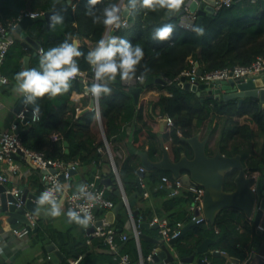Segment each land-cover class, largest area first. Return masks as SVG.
Masks as SVG:
<instances>
[{
    "label": "trees",
    "instance_id": "trees-1",
    "mask_svg": "<svg viewBox=\"0 0 264 264\" xmlns=\"http://www.w3.org/2000/svg\"><path fill=\"white\" fill-rule=\"evenodd\" d=\"M118 1L103 0V4L96 7L117 4ZM57 3H59L57 0H0V20L6 25L23 11L44 12ZM87 6L88 0H71L69 4L59 7V10L66 8V11L62 12L63 24L51 29L43 19L32 20L27 25V33L40 43L45 52L66 39L69 42H72L74 37L90 39L91 45L85 42L79 45L84 56L76 58L80 70L87 78L86 84L89 88L95 82V78L85 56L88 51L95 48L97 41L104 37L107 28L103 24L92 22V17L85 14ZM180 11L170 15L164 9L153 12L137 6L135 12L121 15L127 17L129 25L114 30L118 37L128 39L134 46H140L144 51L136 75L139 76L146 65L150 71L144 81L143 90L155 88L161 91L153 105L159 107L161 115L170 116L173 120L165 137L169 139V149L173 152L174 159H178L181 153L188 157L192 156L190 145L182 140L181 136L193 135L207 121L206 134L215 136L214 148L219 147L227 156L240 154L247 173L260 170L264 175V109L259 108L258 100L252 96H245L241 102L237 98L223 102L217 99L201 100L195 92L181 86L178 78L182 70L190 68L196 62L202 72H207L249 64L258 56H264V0H234L229 5H222L213 15L204 16L201 26L196 24L193 26L201 27L203 35H197L192 30L193 27L187 29L179 25ZM164 24L174 25L171 37L165 41H154L152 39L154 29ZM39 53L33 55V48H24L15 37L2 64V72L7 76L8 82H16L15 74L24 69L25 54L30 55V68H38ZM81 77L78 75L71 81V88L64 95L52 99L47 95L38 98L41 109L39 119L27 123L19 135L25 146L43 151L47 157L62 160L64 163L77 162L78 166L95 167L108 154L105 142L99 135V130L95 129V123L93 124L96 108L79 113L78 103L71 98L72 92L83 91ZM156 77H162L166 82L156 81ZM135 84L141 85L138 80ZM109 86L112 93L98 98V112L119 177L126 191L131 192L137 186L135 176L140 157L137 152L130 150L122 158L118 157L117 153L123 151L120 143L127 135L126 127H123L122 123L135 118V122L132 121L130 124L134 137L132 142L138 150L147 144V154L151 160L157 159L156 134L147 127H142L145 126L142 109H135L136 104L129 90L131 85L121 81L118 75L115 82ZM87 98L88 96L82 97L83 103H86ZM239 117H243V121H240ZM136 121L142 122L140 128L136 126ZM52 135H56V138L53 139ZM64 140L68 142V152L65 151ZM214 148L206 146V154L211 155ZM260 163H263L262 168ZM92 170H87L91 173L88 179L92 178L96 169ZM236 172L237 169H231L225 174L224 189L234 188L233 178ZM163 175L172 176L169 170L151 169L150 177L155 188ZM29 183L31 188L36 187L37 193L42 192L44 185L39 176L31 178ZM105 191L107 195L111 193L106 189ZM155 191L165 190L156 188ZM192 197V194L185 197L177 194L164 204L165 208L176 205L175 211L168 214L171 228L176 227L178 221L186 223L190 220L186 201H191ZM106 211L105 208H98L96 213L103 216ZM149 215L145 210L138 209L132 216L135 220L141 217L140 220L143 221L149 219ZM238 226L242 231L238 230ZM139 229L143 230L142 227ZM206 237L215 239L210 245V251L202 254L209 257L211 264H222L226 260L222 253L214 254L215 249L224 250L243 260L252 250L257 249L262 238L253 222L247 219L242 211L224 208L216 215L214 224L208 221L193 224L178 237L173 246L179 257L187 256L194 253L196 246ZM96 239L97 237H90L91 243L80 252L83 256L80 261L84 260V253L90 246L97 244ZM98 242L103 243L101 240ZM120 242L123 243L121 250L127 251L131 258L136 260L138 247L135 238L128 236L126 240H120L119 244ZM145 244L149 245L144 249L146 256L151 246L147 241ZM67 257L61 264L68 263Z\"/></svg>",
    "mask_w": 264,
    "mask_h": 264
},
{
    "label": "water",
    "instance_id": "water-1",
    "mask_svg": "<svg viewBox=\"0 0 264 264\" xmlns=\"http://www.w3.org/2000/svg\"><path fill=\"white\" fill-rule=\"evenodd\" d=\"M188 0H184L186 2ZM215 0H190L189 9L195 11L197 14L196 26H201L204 16H211L215 13L214 10ZM71 0H63L51 9L45 10L42 14L30 17L28 15L22 16L18 22L13 26V31L15 37L20 40L21 45L24 48L34 47L36 51L33 54H37V50L40 47V43L33 39L30 35L26 33V27L28 23L32 20L43 19L49 26V17L52 15L53 11H58L59 7L62 5L69 4ZM127 5V0H126ZM128 12L125 11L122 14L125 15ZM46 24V25H47ZM111 31L110 33H113ZM30 55L25 54L23 56L24 69L29 68ZM197 64V62H196ZM93 72V71H91ZM202 71L198 67L197 73L200 74ZM156 81L166 82L162 77H156ZM143 83L138 86H131L130 93L133 97L135 104L138 103L139 95L143 90ZM179 84L184 86L186 89H190L195 92L201 100L204 99H217L219 102L228 101L232 98H237L239 102L243 100L245 96H252L258 100L259 108L264 109V73L255 76L248 77L246 79H233L229 77L228 79H216L209 82H199L192 83L185 81V76H180ZM98 108V99L91 98L89 106L84 107L79 110V113L84 112L91 108ZM14 112L20 117L13 121L15 128L13 131L15 133H20L23 129V125L29 121V117L32 115V108L28 105L25 106L23 103V96L18 99L14 106ZM167 121V115H163L159 118L161 131L164 129ZM104 141L108 144L104 132ZM181 139L186 141L191 149L192 156L188 157L186 154L181 153L180 157L176 160L170 158L167 149L165 148L162 141H160L161 148V158L156 161L151 160L148 154L144 150L134 149L140 157V167L136 170V182L138 184V190L126 195L125 202L121 196L123 188L118 174L116 173L117 187L115 193L120 196V200L113 204L106 212V220L113 223L114 215L118 212L119 208L126 206L131 208L136 201V196L143 191L141 185V179L145 175V170L151 169H166L171 172L173 177L179 179L183 187L196 190L199 187L203 188V194L201 199V204L195 205L192 214L194 216L204 215L205 219L214 224L216 215L224 208H235L243 212L246 217L253 219V224L256 226L257 231L260 229V220L264 214V175L260 178V173L255 172L254 174H248L245 171L243 163L241 161L240 154H235L233 156L224 155L219 147H216L211 155H207L205 152V147L207 145L208 136L204 138L200 137V132H195L191 136H181ZM65 151H68V143L64 141ZM109 145V144H108ZM12 156L16 159H20L21 155L17 153H12ZM31 164L29 158L25 159ZM32 165V164H31ZM260 167H263V163H260ZM237 169V172L233 178L234 188L231 190H226L223 187L225 174L231 170ZM42 172L52 171L55 172L56 169L49 166L48 169L41 170ZM77 171L76 167H70L67 170L68 176H71ZM59 177L62 181L66 182L67 177L64 172L59 173ZM111 179L106 177L103 180L104 184H109ZM262 185V187H261ZM4 188L0 185V190ZM22 190L21 199L24 201L23 205L20 207H15L14 205H5V195H1L2 210L7 216V220L10 223L19 222L22 224H27L31 227L33 232L37 231V226L32 223L29 218L25 215V211L30 210L35 211L39 194H36L28 190L26 186H20ZM169 192V190H168ZM260 195L262 196L260 198ZM9 198L13 196L8 194ZM260 198V199H259ZM83 218L84 215L80 214ZM98 220L97 223H100ZM193 224H195V219H191L189 222L184 224L180 229V234L176 237H172L167 240L168 243L174 244L178 237L186 232ZM140 227H153L158 228L159 223L156 221L150 224L147 221L139 223ZM88 231L93 229L89 223L87 225ZM133 235V234H132ZM147 238L145 234L140 232L139 239ZM157 247L151 252L150 256L144 261L145 264H180V263H191L194 261V253L204 254L210 251L209 247L211 243L215 241L212 237L204 238L195 248L194 253L187 256H181L176 258L174 254L167 248L165 242H159L156 238L152 239ZM46 250L49 252V257L54 264H59L63 259V254L55 247V244L51 242L48 238L43 240ZM214 254H220V251H213ZM226 257L224 264H239V258L230 255L228 252L222 253ZM197 262L200 264H205L206 260L204 257L197 258Z\"/></svg>",
    "mask_w": 264,
    "mask_h": 264
},
{
    "label": "crops",
    "instance_id": "crops-1",
    "mask_svg": "<svg viewBox=\"0 0 264 264\" xmlns=\"http://www.w3.org/2000/svg\"><path fill=\"white\" fill-rule=\"evenodd\" d=\"M120 0L118 1L117 4H119ZM122 5L126 6V0H124ZM183 6V5H182ZM51 9V8H50ZM182 9V7H181ZM48 10V9H47ZM46 23V21H45ZM47 24V23H46ZM48 26V24H47ZM26 33H27V27H26ZM28 34V33H27ZM29 35V34H28ZM108 35L116 36L118 37L114 32L110 33ZM107 35V36H108ZM105 37V35H104ZM75 40L78 42V44L82 43H87L91 45L90 39L86 37H74L72 41ZM33 52L36 51L34 47ZM38 51V50H37ZM38 53V52H37ZM34 55V54H33ZM24 68V64H23ZM29 68H30V60H29ZM264 73V72H263ZM82 77V81L84 84L83 91L77 92L74 91L71 94V98H73L77 103L78 107L77 110L81 109L82 107L89 106L91 98H93L92 95H90L87 92V78L85 77V74L83 71H80V74ZM125 83L129 82L131 86H138L139 84H135V82L131 81H123ZM129 84V85H130ZM15 86L16 82L14 83H9L8 81L6 83L0 84V130H6V131H13V121L16 118H20L15 112H14V106L17 103L18 99L21 97L19 93L15 91ZM161 93L159 89L155 88H150V89H144L139 95V100L138 103L136 104L135 109L139 110L142 109V119L145 123V126H142V122L136 121V126L140 128L141 126L143 128L147 127L150 131L154 132L156 134V145H157V159L161 158V148H160V141L164 145L168 146V153L170 158L174 159L173 152L169 149V139L165 137L166 132L170 130V127L166 124L164 129L161 131V126L159 122V118L162 117L163 115L160 114L159 112V107L153 105V101H155L158 97V95ZM83 96H88L86 103H83L82 97ZM240 121H243V117H239ZM132 121L135 122V118L130 121H125L122 123L123 127H126V132L127 135L125 139L122 140L121 148L123 151L118 155V157L122 158L123 156L127 155L129 153V150L131 152L137 146L135 143L133 144L132 141H134V137L132 135ZM101 122V121H100ZM95 123V124H94ZM27 124V123H26ZM23 125V128L25 125ZM95 129L99 130V135L103 138L102 131L100 129L99 121L96 117L93 121ZM253 126V125H252ZM103 130V129H102ZM207 130V121H205L204 125H202L197 131L200 132V137L204 138L205 136H208L207 140V145L208 147L214 148V140L215 136L206 134ZM196 131V132H197ZM104 132V131H103ZM52 138L55 139L56 135H52ZM104 140V139H103ZM145 142L147 139H143ZM66 141V140H64ZM64 143V142H63ZM68 143V142H67ZM142 142H139L141 144ZM109 144V143H108ZM65 146V145H64ZM110 147V145H109ZM217 147V146H216ZM68 148V147H67ZM111 149V147H110ZM215 149V148H214ZM139 150H144L147 152V144L145 145L144 148H141ZM68 152V151H67ZM148 153V152H147ZM108 154V152H107ZM114 159V158H113ZM153 160V161H156ZM20 164V167L22 170H29L30 174L24 178H22L20 181L16 180L14 176H10V179L6 182L7 185H16L19 184L20 186H26L28 187L29 191H32L36 194L37 189L36 187L31 188V184L29 181H31V178L35 176H39V171L30 163H28L26 160H21V159H16ZM1 166H4V163L1 164ZM116 166V165H115ZM140 163L137 166V169L140 167ZM98 169L101 174L100 182L104 186L106 190L111 192L108 196L113 200L114 203L118 202L120 200V196H118L115 193V189L117 187V181H116V175L112 170V167L110 165L109 157H104L102 161H100L99 165H96L93 167V165H88V166H78L76 167L77 171L73 173L71 176L67 177V181L65 182V187L68 190H76L79 189L85 182L89 181L90 179V174L88 173V169ZM117 168V166H116ZM93 169V170H94ZM136 169V170H137ZM92 170V171H93ZM255 172L260 173V178L263 177L262 173L260 170L253 171L248 174H254ZM151 170H145V175L141 179V185L143 188V191L139 193L136 196V201L135 204L129 209L126 206H123L119 208L118 212L114 215V220L113 223H110V225L117 231L118 236L116 237V241L118 244L119 249L121 250L123 243L120 242L119 234L125 233L127 236H133V213L137 212L139 210H145L147 214L149 215V219H145L143 221H147L150 224L152 222H158L159 227L158 228H153V227H142L143 230L141 232L147 236V238H141L137 243L138 247V258L139 256L143 257V263L145 264V260L150 256L151 252L157 247V244L152 241V239L156 238L159 242H165L167 244V248L174 254L176 258H178V254L176 250L174 249V246L170 243L167 242V239L164 237V234L160 232L161 229L164 227H169V220H168V214L174 212V208H176V205H171L169 207H164V204L170 200L172 197L175 195H179L182 197L188 196L189 194H194V191L187 189L183 187L179 193L170 195L168 191H162V192H156L155 191V184L150 177ZM137 175V174H136ZM119 176V174H118ZM109 177L111 179V182L109 184H104L103 180ZM120 179V177H119ZM121 181V179H120ZM137 184L136 182V176H135V185ZM121 185L123 188V192L128 195L131 194L134 191L138 190V184L136 186V189H134L131 192L126 191L125 187L123 186V183L121 181ZM80 186V187H78ZM106 192V191H105ZM146 193V194H144ZM113 194V195H111ZM112 196V197H111ZM115 196V198L113 197ZM262 196L260 195V198ZM259 198V199H260ZM191 201H186V210L187 214L190 217V220L192 219V212L195 207V203L193 201V197L190 199ZM37 208L38 204L36 205L35 211L32 212L28 210L29 212L33 213L36 215V226H37V233L33 232L31 230V233L29 236L25 239L22 240H10V238L6 237L3 239V241H0V261H3L6 259V257H10V260L6 262V264H54L52 260L49 257V252L45 248V244L43 240L45 238H48L51 242L55 244V247L63 254V259L59 262H61L67 257V261L70 259H75L76 257H80V260L82 259V254L80 253L83 251L82 249L89 245L90 242V237H88V229L87 227H84L80 224H77L76 222H73L71 224L68 223V217L66 213L68 212L67 208L65 205L62 203L61 204V215L58 217H52L50 215H47V211L50 208V205H44L40 207L39 213H37ZM165 208V209H164ZM107 212L103 215V217L106 219ZM246 217V216H245ZM247 219L251 220L253 222L252 218L246 217ZM189 220V221H190ZM141 221V222H143ZM188 221V222H189ZM207 221V220H205ZM178 223H181L182 226L186 223L182 221H178ZM260 229L256 231L259 234V236H262L260 239V244L257 246V249L252 250L250 253V256H247L243 260L239 259V264H261L262 258L264 256V214L261 217L260 220ZM9 225H16L20 226L22 223L15 222V223H10L7 220V216L4 213H0V232L2 230H7V227ZM121 226V227H119ZM256 227V226H255ZM238 230L242 231V228L238 226ZM88 237V238H87ZM98 238L96 239V243L93 247L90 246V249L84 253V260L80 261V264H113V255L111 253V250L107 246H103L104 243H99ZM100 241V240H99ZM150 243L151 249L148 253V255H144V249L145 247L147 248L149 245L145 244V242ZM11 242V247L13 249H10L8 246ZM25 244V245H24ZM210 249V247H209ZM122 251V250H121ZM127 252V251H125ZM74 254H78L77 256H73ZM198 254V255H196ZM130 255V254H129ZM236 258H239L236 255L230 254ZM131 257V255H130ZM199 257H206L209 259V257L206 255H202L200 253H194V261L192 263L197 262V258ZM138 258L133 261H138ZM145 259V260H144ZM210 260V259H209ZM211 261V260H210ZM226 261V260H225ZM198 263V262H197ZM223 262L222 264H224ZM164 264V263H163Z\"/></svg>",
    "mask_w": 264,
    "mask_h": 264
},
{
    "label": "built area",
    "instance_id": "built-area-1",
    "mask_svg": "<svg viewBox=\"0 0 264 264\" xmlns=\"http://www.w3.org/2000/svg\"><path fill=\"white\" fill-rule=\"evenodd\" d=\"M124 0H120L119 4H121ZM190 0L183 3L182 9L180 11L178 17V23L181 27L190 29L196 24L197 14L195 11L189 9ZM234 0H215L214 1V10L216 11L222 5H229ZM43 12L38 11H23L17 18L9 22L8 24H3L0 20V78L6 79L8 81L7 76L2 72V64L4 62V58L6 53L10 47V45L15 40V34L13 31V26L18 22L20 18L24 15H28L30 17H35ZM122 26L129 25V20L127 17H121ZM115 30V29H114ZM109 34V29L107 28L105 31V37ZM42 47L40 46L38 52ZM198 64H192L190 68H186L182 70L178 76H185V81L192 83L199 82H209L216 79H228L229 77L233 79H246L248 77H255L264 72V56H258L255 60H253L249 64L244 65H234L233 67H224L219 68L207 72L197 73ZM96 82V81H95ZM131 82H137V79L134 78ZM126 84H130L127 82ZM131 85V84H130ZM95 108V107H94ZM79 110V109H78ZM97 118L99 121L100 129L103 133V128L100 122V115L98 112V108L96 109ZM37 120L32 115L29 117L30 121ZM166 124L171 128L173 124V120L170 116H167ZM13 128L15 125L13 124ZM179 134V131H177ZM103 135V134H102ZM104 139V138H103ZM105 142V141H104ZM106 150L108 152V157L110 161V165L112 167L113 172L118 174V170L116 168L115 161L113 159V152L110 149L109 145L105 142ZM166 149H168L167 145H164ZM12 153L20 154L21 160H25L29 158L31 164L39 171V178L44 185L42 192L47 189L53 188L54 185L59 184L61 190L56 192L57 202L63 203L67 210L72 209L77 211L79 214H83L90 216L89 224L93 226V229L88 231V237H97L101 240L106 246L111 250L113 255V259L115 261L114 264H144L143 257L139 256L138 261H133L128 252L121 251L118 247L116 237L118 236L117 231L110 225V223L103 217L98 216L96 211L98 208L109 209L113 206V200L106 194L105 188L100 182L101 174L98 169L94 171L92 174V178L85 182L81 187H83V191L79 189L76 190H68L65 187V182L61 180L59 177L60 172H64L66 177H68L67 170L70 167H78L77 162H68L64 163L62 160L53 159L45 156L43 151L36 150L34 148L27 147L23 144L19 133H15L14 131H6L0 130V185H3L4 188L0 190V213H4L2 210L1 203V195H5V205L8 207L9 205H14L15 207H20L23 205L24 201L21 199L22 190L19 184L16 185H7L6 182L10 179V176H14L16 180H21L26 177L29 170H22L20 164L15 161V158L12 156ZM121 156L120 152L117 153ZM4 163V166L1 164ZM49 166H52L56 169L55 172L47 171L42 172L41 170L48 169ZM142 170V167H140ZM156 188L164 189L165 191L169 190L170 195H174L180 192L183 188V185L179 179L173 176L163 175L160 179V182L157 184ZM193 201L195 205L201 204L203 188L199 187L196 190H193ZM41 192V193H42ZM40 193V195H41ZM8 194H11L13 197L9 198ZM146 194V193H144ZM121 198L127 202L126 194L122 192ZM5 214V213H4ZM25 215L29 218L32 223H36V215L25 211ZM195 219V223H199L205 221V217L203 214L199 216H192V219ZM141 217L137 220L132 218L133 222V237L137 242L139 241V234L141 230L139 229V223L141 222ZM98 220H101L100 223H97ZM153 223V222H152ZM182 227L181 223H178L174 228L164 227L160 230L161 233L164 234V237L168 240L172 237H176L180 234V229ZM31 227L27 224H22L20 226L9 225L7 230H2L0 232V241H3L4 238L8 237L10 240L16 239H25L31 233ZM87 237V238H88ZM127 234L121 233L119 234L120 240H126ZM25 245V244H24ZM10 249L11 242L8 246ZM214 251H220L221 253L225 252L224 250L215 249ZM250 256V253L248 254ZM149 257V256H148ZM10 260V257H6L3 261H0V264H6V262ZM206 263L211 264V261L205 257ZM67 264H80V257H76L75 259H70ZM166 264V263H164ZM180 264H200V263H180ZM261 264H264V256L262 258Z\"/></svg>",
    "mask_w": 264,
    "mask_h": 264
},
{
    "label": "clouds",
    "instance_id": "clouds-1",
    "mask_svg": "<svg viewBox=\"0 0 264 264\" xmlns=\"http://www.w3.org/2000/svg\"><path fill=\"white\" fill-rule=\"evenodd\" d=\"M60 2V0H57ZM184 3V0H127V5L108 4L100 8L103 0H88V6L85 14L92 17L94 24H103L109 29H119L122 26L121 15L127 11L135 12L137 6L149 11L166 10L170 15L178 13ZM63 8L59 11H53L49 17V27L55 29L57 25L63 24ZM174 30V25L164 24L154 29L152 39L154 41L168 40ZM197 35H203L201 27L192 29ZM84 56L80 50L77 41L69 42L64 40L56 47L49 48L46 52L43 49L39 53L38 68H25L17 72L14 76L16 81L15 91L23 96L25 106H32V113L35 119H39L40 105L38 98L48 96L50 99L66 94L71 88L73 81L80 74V67L77 59ZM144 57V51L140 46H134L128 39L112 35L101 38L97 41L95 48L88 51L85 59L91 66L95 81L88 89L94 98L98 99L102 95H111L112 89L109 86L115 82L119 75L121 81H132L136 78L140 83L146 79L150 69L145 65L143 72L137 76L138 66ZM6 83V79L0 78V84ZM80 187V186H78ZM61 190L59 184L53 188L47 189L38 197L37 213L40 207L50 205L47 215L58 217L61 215V204L57 202L56 192ZM83 191V187H80ZM68 223L76 222L87 227L90 216L83 218L72 209L66 213ZM2 251V249H0Z\"/></svg>",
    "mask_w": 264,
    "mask_h": 264
}]
</instances>
